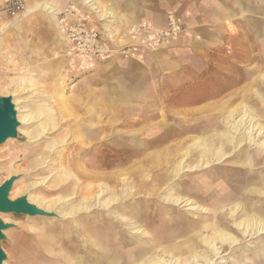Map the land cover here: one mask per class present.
Here are the masks:
<instances>
[{
	"label": "rangeland",
	"instance_id": "374dc122",
	"mask_svg": "<svg viewBox=\"0 0 264 264\" xmlns=\"http://www.w3.org/2000/svg\"><path fill=\"white\" fill-rule=\"evenodd\" d=\"M6 1L8 0H0V26H2L0 28V96L12 98L20 126L17 137L7 140L0 146V186L9 178L16 177L17 180L10 192V199L14 201L27 196L31 203L50 211L55 216L45 218L39 215L1 213L0 219L11 225L3 232L5 239L1 241L2 249L7 256L3 264H74L67 260V256L71 259L70 254L74 244H82L84 241L86 246L81 250V253L85 257H93V253L88 250L98 245L99 240L103 243L107 241L119 243L118 246L115 245L113 254L120 259L121 263L136 264L141 262L140 260L136 261L135 258H147L152 243L156 239L160 241L161 237L134 233L137 231L135 228H140L139 225L132 226L124 223V226L120 225V220L114 218L115 215H112L113 225L108 224L107 227H104L106 230L98 235L93 230L86 231L82 227L84 222H87V216L84 213L79 214L81 218H78L79 216L62 218L56 215L59 212L69 213L76 210L78 205L89 203L86 200L88 194H97L107 188L108 196H110L111 189L120 191L123 186L127 185L123 183V179L118 180L117 183L111 180L109 172L112 170L99 164L102 161V154L99 153L103 149L109 148L101 143L103 139L100 138H103L105 133L100 137H88L85 134V127L93 124L92 128L97 126L101 128L109 120L115 126L112 136L117 140L111 141L112 136L105 134L107 140L105 143L127 142L130 141V137L134 136L136 140L133 145L136 151L141 150L140 147L143 146L145 137L149 135L151 138L159 128L164 129L166 136L177 134L178 142L182 141L183 143L181 146L183 150L188 148L192 139L204 137L203 133L210 131V134L204 138L210 142L209 149L213 150L216 147L215 135L217 132H222L216 130V134L211 135V131L215 130V127L221 128V131H231V126H235V121L239 120L245 111V108L235 111V107L245 103L257 114L251 124L257 128L259 124L261 125V119H264L259 115V109L262 108L259 103L262 95L259 94V91L262 88L261 77L264 75V29L258 35L248 31L247 39L241 41V52H238L239 41H237L238 44L235 41L237 48L233 47L232 43L227 48L228 52L231 51L230 53L238 49L237 53H234L238 61L234 59L230 64L226 62L223 71L216 69L215 73H212L215 79V82L210 84V91L214 90L212 95L185 98V100L179 98L180 100L176 101L171 99L175 98V89L173 91L168 89L166 94L167 86H171L166 83L170 81L167 78L169 75L157 68L152 69L141 64L142 61L148 60L149 52L157 51L162 47L160 45L159 48L151 50L148 48V44L154 35L167 31L169 23L165 30L158 32H153L151 24L131 26L124 30L125 32H121L122 29L115 26V19L113 17L104 19L109 15L105 11L101 12L100 9H98L100 16H97L92 10L86 14L84 11H80L76 5H70L66 9L57 6L56 8L62 12L61 16L58 15L60 17L51 15L50 11L45 10L44 7L32 14L23 16L26 12L25 9L24 13L12 16L5 8ZM192 3L193 5L199 4L194 0ZM165 13L166 18L169 13H174L178 22L181 23L184 10L180 11L181 14L173 10ZM260 22L264 24V19ZM6 26L7 29H5ZM105 26H115V28H111L114 35H109ZM181 26H183V31L186 30L184 25L181 24ZM228 26L227 30L232 31V36L244 32L239 21L234 18L229 21ZM140 27L144 28L147 34L149 33L150 38L147 35H142L141 38L135 37ZM183 31L177 37L187 33V31ZM82 33L87 35L83 34L84 36H82ZM95 34L98 35V41L94 39L93 35ZM64 37L67 39L68 46L65 45ZM239 73L240 75H238ZM176 85L180 87V84ZM180 102L182 103L179 104ZM108 112H115L116 119L110 118L106 114ZM50 114L56 115L55 123L49 120ZM92 114H95L96 117L92 118ZM54 115L53 117H55ZM150 116H153V121ZM100 120L102 123L99 124ZM94 121L96 125H94ZM129 122L134 123V127L130 126ZM249 127L247 125L243 128L242 133H245V130L248 131ZM81 129L84 130L81 131ZM259 134L260 130L254 135V137L256 136L255 140L257 142L264 141V135L259 136ZM174 138V136H170L168 141L170 142ZM143 156L137 154V157L134 158L135 163L131 166H119V172L128 173L127 177L130 182L132 181L130 185L134 186L137 196L145 194L149 198L145 200L143 196L140 199L147 202L146 207L153 208L155 205L158 211L164 212L165 218H170L171 214L167 215V213L170 212L171 204L167 197L180 194V189L178 191L180 185H183L181 187L185 190L184 180L186 177H179L183 184H180L179 180L176 189L174 182L166 179L173 170L170 168L171 163H166L164 168L156 171L158 174L159 171L162 174L158 181L152 183V178L143 180L142 173L139 172V162ZM184 156V153H181L175 159L177 162H181ZM193 158L196 156L190 155L187 159L188 162H192ZM231 159L234 160L235 157ZM73 163H75L74 166ZM219 166L216 165L210 170L209 168L205 169L204 179L208 183L207 190L210 191L209 204L212 202V193L217 191L215 184L218 182V176L214 170ZM133 168L136 173L131 172ZM221 171L228 172L230 170L228 166H225ZM258 171L262 170L258 169ZM145 172L149 176L152 173L150 168H146ZM70 173L74 175L71 177L73 180L67 178ZM261 174L264 175V171ZM60 177H64L66 180L56 182ZM86 179L89 180L86 181ZM242 183L244 185V182ZM196 190V188L191 189V193H196ZM229 191L235 192L237 198H234L237 203L242 202L243 204L242 192L227 188L225 192H222V195ZM259 205L256 206L259 207ZM118 209L122 210V207H112L111 211L107 213L117 214ZM187 209L188 207H176L172 215L180 214L181 218L184 215L193 222L201 221V219H193L191 217L193 214H189ZM198 215L202 218L208 213L204 212ZM84 217L85 221L82 220ZM195 217L197 216L195 215ZM245 218V214H240L237 217V222ZM229 225L234 228L231 227L228 230L237 233L240 241L223 246L218 244L216 251H210L207 245H202L194 250L193 243L187 242L192 238V233L186 236L179 233L177 235L179 237L175 240L166 238L162 245L176 256H181L184 250H188V254L183 255L184 257H190L196 252H199L198 255L207 256V261L200 259L197 264H264V231L248 236L243 231H238L233 222ZM154 227L156 225L150 226L146 230L153 233ZM125 240L132 241L130 243L138 242V246L126 248L124 247ZM198 241L199 239L194 240L195 243ZM182 242L187 244H183L184 248L181 246ZM101 249L103 252L104 249ZM112 264H119V261ZM189 264H196V262L192 261Z\"/></svg>",
	"mask_w": 264,
	"mask_h": 264
},
{
	"label": "bare ground",
	"instance_id": "6f19581e",
	"mask_svg": "<svg viewBox=\"0 0 264 264\" xmlns=\"http://www.w3.org/2000/svg\"><path fill=\"white\" fill-rule=\"evenodd\" d=\"M75 3H76V1H75ZM115 5H114V7H115ZM38 6L43 7V5H38ZM86 7L91 9L95 14H97V16L98 15L100 16V11H98V7L95 3H87ZM35 9H36L35 7H28L26 10V13L24 15L32 14V13L36 12L37 10L35 11ZM62 9H64V8H62ZM131 9H132V7H131ZM24 10H25V6H24ZM45 10H49L51 15L52 14L57 15V17H60L62 14V12L60 10H58L57 8H55L53 6H49V5L45 6ZM218 10H219V8H218ZM107 14L109 15V17L103 16L104 19L112 18L114 16L112 12H108ZM58 15H60V16H58ZM109 22H113V21H109ZM68 26H69V24H68ZM112 27L111 26L110 27L105 26L106 32H108L109 35H114L113 30L111 29ZM180 30L183 31L182 28ZM177 31H179V28L176 26L175 32H177ZM157 34H159V33H157ZM156 35H154L150 41H152L156 37ZM59 37H61V36H59ZM64 39H65V45L68 46L67 39L65 37H64ZM170 39H172V38H170ZM83 40H84V38H83ZM235 45H236V43H235ZM161 46H162V44H161ZM240 50H241V48H240ZM243 50L245 51V49H243ZM248 54H250L249 51H248ZM248 54L246 53V55H248ZM235 56H236V54H235ZM241 61H242V59H241ZM234 66L235 65L233 64V67ZM245 68H246V66H245ZM239 69H237V70H239ZM227 74H230V73H227ZM242 74H244V73H242ZM238 75H240V73ZM42 76H43V74H42ZM261 82H262V88L260 89L261 91H259V94H261L262 97L259 100V103L262 106V108L259 109V115L261 116V118H263L264 117V75L261 77ZM236 87H238V86H236ZM228 93H230V92H228ZM179 96H180V94H179ZM59 97H60V95H59ZM60 98H62V97H60ZM67 98H69V97H67ZM204 99H206V98H204ZM181 101H183V100H181ZM62 103H63V100H62ZM181 103L182 102H180L179 104H181ZM142 104H144V103H142ZM170 106H172V105H170ZM247 106L248 105H246L245 103H242L239 107H235V111H238V109H240V108H245V111H244L242 117L239 120L237 119V121H235V126H231V128H232L231 131H226V132L221 131V128L217 129L218 127H215L214 128L215 130L211 131V135H215L216 130L222 132V133L217 132V135H215L216 147L213 150L209 149V146H210L209 143L210 142L204 138L208 134H210V131L204 132L203 133L204 137H198V138L195 137L194 139H192L191 143H189V145H188V148L183 150L181 148L183 143H182V141L178 142L177 134H170L169 136H166L164 129L159 128V129H156L157 131L154 133V135L151 138L149 137V135H147L145 137L146 139L144 141L143 146L140 147L141 150L136 151L134 148V145H133L135 143V140H136L134 136H132V137L129 136L130 141H127V142L117 143V141H116V142L105 143L107 141L105 139V134H106V136L107 135L112 136L114 134V130H115V126L109 120L106 121V124L105 125L103 124V126H101V128H99L98 126L96 128H92L93 124L91 123L92 125H88L85 127V134L88 137H94V136L100 137L105 133L103 138H100V139H103V140H101V143L109 146V148L107 150L103 149L99 153V154H102V161H100L99 164L104 168H110L112 170V172H109L111 180H113L117 183L118 180L123 179V183H125L127 185L123 186V189H120V191L119 190L115 191V189H111L110 196H108V193H107L108 189L107 188L102 189L97 194H88L86 196V200H88L89 203H87V204L83 203L81 205H78L76 207V210H72L69 213L63 214V213L59 212V213H56V215L61 216L62 218H66V217L69 218V217H75V216H79L78 218H81V216L79 214L84 213L87 216V219H86L87 222H84L82 227H84L86 231L93 230L97 235L100 234L102 231H105L106 229H104V227H107L108 224L113 225L114 219H113L112 215H115L117 217L114 216V218H117L120 220L119 221L120 225H123V226H124V224H131L132 226L139 225L140 228L139 229L135 228L137 231L134 233L144 234L145 236H153V237L159 236V237H161L160 241L156 239L155 242L152 243L151 248H150V253L148 252L147 258H143V257L142 258H140V257L135 258L136 261H139V260L141 261V262L136 263V264H189V263H192V261H194V263L196 262V264H197L198 262H200V259H202V260L207 259L206 255H198L199 252L194 253L190 257H188V256L184 257L183 255L188 254V250H184L183 254L181 256L180 255L176 256V254L171 253L170 251H168L165 248V246L162 245V243L165 241L166 238H170L173 240L177 239V237H179V236H177L179 233H182L185 236L192 233V235H191L192 238L190 240L188 238L189 241H187V242L193 243L192 246H193L194 250L199 248L202 245H207L208 248H210L209 249L210 251H212V250L216 251L217 250L216 246L218 244H221L223 246L225 244H229V243L233 244L235 242L240 241L238 236H237L238 235L237 233H234L233 231L228 230L231 227L234 228L233 226L229 225V223H231V222H233V224L236 225V229L238 231H240V232L243 231V233L245 235L253 236V235L258 234L259 232L261 233V231H264V175L261 174V172L264 171V162H262V160H264V141L257 142L255 140L256 136L254 137V135H256L259 130H260L259 136L264 135V119H261V125L259 124V126H257V128L259 127L258 129L256 128V126H251L252 122L256 118L255 115H257V114L253 111V109L251 107H249V106L247 107ZM227 109H228V107H227ZM188 112H189V110H188ZM106 114L108 116H110V118H112V119H116V117H117L115 112H108ZM53 115H51V114L49 115V120L54 121V123H55V120L57 117H56V115H54L55 117H53ZM91 116H92V118L96 117L95 114H92ZM150 117L152 118L153 116H150ZM186 118H188V117H186ZM142 119H145V118H142ZM104 120H105V118H104ZM125 120H124V122H125ZM152 121H153V118H152ZM92 122H93V120H92ZM100 123H102V120L99 121V124ZM201 123H203V122H201ZM79 125H80V123H79ZM94 125H96L95 121H94ZM129 125L134 127V123L129 122ZM247 125L250 126L249 130L248 131L245 130L246 132L242 133L243 128H245ZM120 126H122V125H120ZM224 127H226V126H224ZM130 129H132V128H130ZM83 130L81 129V131H83ZM255 131H256V133L254 134ZM170 136H172V137L174 136L175 137L174 139H176V140L172 139L169 142L168 140H169ZM111 139H112L111 141L117 140V139H114L113 136ZM166 142H167V144H165ZM100 150H101V148H100ZM88 152H89V150H88ZM181 153H184V155H185L184 159L181 162H177L175 158L177 156H179ZM137 154L144 155L143 158H141V162H139V172H140V174L142 173L141 177L143 180H147L149 178H152L153 179L152 183L158 181L162 177V174L160 171H159V174L156 171L164 168V164H166V163H171L170 168L173 169L171 174H169L170 176L167 177L166 179L173 181L174 184L176 185V189L178 187L177 183L180 180L179 177L180 178L182 176L186 177V179L184 180L185 190H183V188L181 187L183 185H180L178 187V191L180 189V194H178L176 196H172V197H167L168 202H170L169 204H171L169 207L170 212L167 213V215L171 214L169 216L170 218H165L163 216L164 212L162 213V211H158L155 208V205H153V208L146 207L147 202L142 201L140 199L143 196L145 197V200L149 199V198H147L145 194H143L141 196L140 195L137 196L136 195L137 193L134 192V188H133L134 186L130 185L132 181L131 182L129 181V178L127 177L128 173L122 174L121 172H119V169H118L119 166H131L132 164H134L135 163L134 158L137 157ZM190 155H195L197 159L193 158L192 162L189 163L187 159H189ZM232 157H235V159L232 160L231 159ZM74 164L75 163H73V166H74ZM216 165H220L218 167V169L214 170L215 172H217V176H218L217 177L218 182H217V184H215L217 191L212 193V196H211V198H212L211 203L212 204L211 203L209 204L208 198L210 195V191L207 190L208 189L207 188L208 183L204 179L205 169L207 170L209 168V170H210V169L214 168V166H216ZM225 166H228L230 171L222 172L221 170ZM53 167H55V166H53ZM146 168H150V170L152 171L150 176L145 172ZM257 168L262 170V171L261 172L258 171ZM131 172L136 173L134 171V168L131 170ZM200 172H202V173H200ZM144 173H146V174H144ZM79 174H77V175H79ZM155 174H157V175H155ZM69 175L67 176V178L70 180H73V179H71V177L74 176L73 173H70ZM242 175H244V176H242ZM249 176H250V178H249ZM64 180H66V179H64V177H60L56 180V182H61ZM87 180H89V179H86V181ZM242 182H244V185ZM180 184H183V181H181ZM194 188H196L197 190H196V193L192 194L191 189H194ZM227 188L228 189L233 188V189L239 190L240 193L242 192L241 199L243 201V204H242V202L237 203L236 199L234 198V197H236L235 192L229 191L225 195H222V192H225ZM233 198H234V200H233ZM29 202L31 203L30 200H29ZM256 205H259V207H257ZM116 206L122 207V210L118 209L119 211L117 214H115L113 212L110 214L107 213V212L111 211L110 209L112 207H116ZM176 207H188V209L186 211H188L189 214H193L191 217L193 219H196V220L201 219V221L193 222L190 219L186 218L184 215H183V218L179 217L180 214L173 216L172 213L176 210ZM45 211H47V210H45ZM47 212H50V211H47ZM204 212H207L208 215L205 217H202V218L199 217L200 215H198V214H200V213L202 214ZM240 214H242V215L245 214L246 218L240 222H237V217ZM195 215L197 217H195ZM82 220L85 221V217ZM206 223H208V224H206ZM165 224H167V225H165ZM204 224H206V225H204ZM155 225H156V227H154L152 229L153 233H155V234H153L149 230L148 231L146 230V229H148V227L155 226ZM242 228H243V230H240ZM110 229H111V227H110ZM108 231H109V229H108ZM131 237L133 238V236H131ZM195 239H199V241L195 243L194 242ZM78 242H80V241H78ZM82 242H83L82 244L77 243V244L73 245V247L71 249V254H70L71 259H69V257L67 256V260L69 262H71V263L74 262V264H112L114 262L119 261V264H125V263H121L120 259L115 257V255L113 254L115 251V247H116L115 245H117V246L119 245L118 242L116 243V242L107 241V242L103 243L102 241L101 242L99 241L98 244H100V245H95V246H93L92 249L88 250L91 253H93V255H94L93 257H85L81 253V250L86 246L85 242L84 241H82ZM130 242H132V241H130ZM130 242L128 240H125L124 247H126V248L133 247L134 248V247L138 246V242H135V243H130ZM183 244H186V242L181 243V246L184 248ZM40 247H41V245H40ZM190 247H191V245H190ZM101 248L104 249L103 252H102ZM139 256H141V254H139ZM183 261H184V263H182ZM238 262H240V261H238Z\"/></svg>",
	"mask_w": 264,
	"mask_h": 264
},
{
	"label": "crops",
	"instance_id": "0c3cea01",
	"mask_svg": "<svg viewBox=\"0 0 264 264\" xmlns=\"http://www.w3.org/2000/svg\"><path fill=\"white\" fill-rule=\"evenodd\" d=\"M192 1L24 0V3L26 10L28 7H35V11H39L40 8L45 9L46 5L64 9L70 5H76L85 13L91 12V9L86 7L87 3H95L100 11L113 13L115 26L121 28V32L139 24L153 25V32L165 30L168 26V17L166 18L165 12L173 10L181 14L180 11L184 10L180 21L186 28L183 32L187 31V33L177 38L167 39L163 47L149 52L148 60L141 62L145 67L157 68L169 75L167 78L170 81L166 83L171 86H167L166 94L168 89L172 91L175 89V98L171 99L178 101L179 98H199L212 94L214 90L210 91V83L215 82L212 73L214 74L216 69L223 71L226 62L230 64L234 59L238 61L234 56L238 49L230 53L231 51L228 52L227 48L231 46V43L233 47H237V44H233L235 41L236 43L239 41V45H242L240 42L244 38L247 39L248 31L258 35L264 29L263 22H260L264 19V0H194L199 2L198 5H193ZM233 18L239 21L244 32L232 36V31L229 32L227 27ZM7 28L6 26L5 29ZM238 48V52H241V46ZM176 84H180V87Z\"/></svg>",
	"mask_w": 264,
	"mask_h": 264
},
{
	"label": "water",
	"instance_id": "95a60500",
	"mask_svg": "<svg viewBox=\"0 0 264 264\" xmlns=\"http://www.w3.org/2000/svg\"><path fill=\"white\" fill-rule=\"evenodd\" d=\"M20 126L17 110L11 97L0 96V146L7 140L16 138ZM16 177H11L0 186V214L16 213L29 216L54 217L53 213L47 212L29 202L27 196L17 200L10 199V192L14 186ZM11 227L0 219V264L6 260L7 256L2 249L1 241L5 239L4 231Z\"/></svg>",
	"mask_w": 264,
	"mask_h": 264
},
{
	"label": "built area",
	"instance_id": "2783aa9c",
	"mask_svg": "<svg viewBox=\"0 0 264 264\" xmlns=\"http://www.w3.org/2000/svg\"><path fill=\"white\" fill-rule=\"evenodd\" d=\"M24 6L25 5H24L23 0H8V1H6V4H5V8L8 10L10 15H12V16L20 15L22 13V11L24 10ZM167 17H168V23H169V29H168L169 31L167 30V31H164L162 33H159L156 35V37L152 41H149V44H148L149 49L152 50V49L159 48V46L164 41H166L167 39H170V38H175V37H177V35L179 33H181V30H180L182 28L181 23L178 22L174 13H169ZM176 26L179 28V31H177V32H175ZM83 30H86V29H83ZM83 34H86V33H82V36H84ZM142 35H147L148 38H150V35L147 34V31L144 28H139L137 30L135 37L141 38ZM93 36H95L94 39L97 40L98 35L95 34ZM86 51H88V50L86 49Z\"/></svg>",
	"mask_w": 264,
	"mask_h": 264
}]
</instances>
